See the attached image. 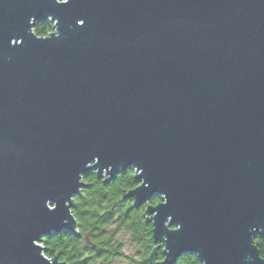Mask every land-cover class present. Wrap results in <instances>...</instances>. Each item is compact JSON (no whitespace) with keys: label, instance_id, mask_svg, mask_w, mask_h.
<instances>
[{"label":"water","instance_id":"obj_1","mask_svg":"<svg viewBox=\"0 0 264 264\" xmlns=\"http://www.w3.org/2000/svg\"><path fill=\"white\" fill-rule=\"evenodd\" d=\"M129 169L164 264H264V0H0V264Z\"/></svg>","mask_w":264,"mask_h":264},{"label":"trees","instance_id":"obj_2","mask_svg":"<svg viewBox=\"0 0 264 264\" xmlns=\"http://www.w3.org/2000/svg\"><path fill=\"white\" fill-rule=\"evenodd\" d=\"M49 22L35 24L33 32L46 36ZM80 193L73 199L71 212L77 221V233L63 231L44 237L40 244L44 255L57 257L64 264H164L163 249L155 251L153 226L146 216V204L134 207L126 194L137 184L132 169L105 181L95 171L87 173ZM158 197L150 204L156 205ZM259 255L264 257V237L254 239ZM174 264H202L196 255L185 254Z\"/></svg>","mask_w":264,"mask_h":264},{"label":"snow or ice","instance_id":"obj_3","mask_svg":"<svg viewBox=\"0 0 264 264\" xmlns=\"http://www.w3.org/2000/svg\"><path fill=\"white\" fill-rule=\"evenodd\" d=\"M62 3H65V4H68L69 3V0H61ZM84 21L81 20V24H83ZM261 259H264V257H261Z\"/></svg>","mask_w":264,"mask_h":264},{"label":"rangeland","instance_id":"obj_4","mask_svg":"<svg viewBox=\"0 0 264 264\" xmlns=\"http://www.w3.org/2000/svg\"><path fill=\"white\" fill-rule=\"evenodd\" d=\"M115 264H126L125 261L122 259V260H119L117 262H115Z\"/></svg>","mask_w":264,"mask_h":264}]
</instances>
